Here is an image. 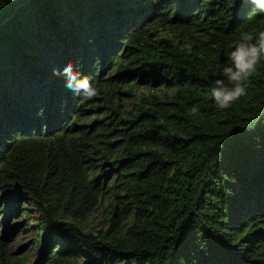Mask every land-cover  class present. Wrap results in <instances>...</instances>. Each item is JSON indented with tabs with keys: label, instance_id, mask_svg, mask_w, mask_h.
Instances as JSON below:
<instances>
[{
	"label": "trees",
	"instance_id": "trees-1",
	"mask_svg": "<svg viewBox=\"0 0 264 264\" xmlns=\"http://www.w3.org/2000/svg\"><path fill=\"white\" fill-rule=\"evenodd\" d=\"M259 31L250 0H0V264H264V61L210 96Z\"/></svg>",
	"mask_w": 264,
	"mask_h": 264
},
{
	"label": "clouds",
	"instance_id": "clouds-1",
	"mask_svg": "<svg viewBox=\"0 0 264 264\" xmlns=\"http://www.w3.org/2000/svg\"><path fill=\"white\" fill-rule=\"evenodd\" d=\"M250 3L264 14V0H250ZM233 49L227 53V60L222 66L223 78L216 79L210 88V96L221 110L229 109L247 94L250 78L257 66L264 61V31L241 32ZM53 74H63L66 77V87L78 93L82 101L92 100L98 95L96 87L87 77L78 78L71 64L66 65L62 73L54 70ZM198 112V105L190 108L191 115L195 116Z\"/></svg>",
	"mask_w": 264,
	"mask_h": 264
},
{
	"label": "rangeland",
	"instance_id": "rangeland-1",
	"mask_svg": "<svg viewBox=\"0 0 264 264\" xmlns=\"http://www.w3.org/2000/svg\"><path fill=\"white\" fill-rule=\"evenodd\" d=\"M98 222V218H91V221L88 223L89 226H96V223ZM30 234L28 233V231L23 230L15 239V241H13V247L16 248L17 246H19V244H26L28 242V240L30 239Z\"/></svg>",
	"mask_w": 264,
	"mask_h": 264
}]
</instances>
